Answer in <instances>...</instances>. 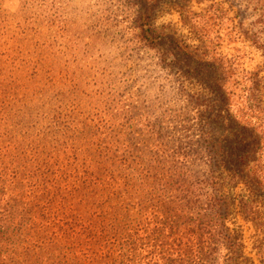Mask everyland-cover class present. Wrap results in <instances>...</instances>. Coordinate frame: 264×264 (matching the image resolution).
Returning <instances> with one entry per match:
<instances>
[{
	"label": "rangeland",
	"instance_id": "obj_1",
	"mask_svg": "<svg viewBox=\"0 0 264 264\" xmlns=\"http://www.w3.org/2000/svg\"><path fill=\"white\" fill-rule=\"evenodd\" d=\"M212 5L225 10L210 12ZM262 19L264 0H0V212L21 190L30 199L58 181L71 189L69 174L82 175L95 157L91 146L106 141L118 159L136 146L149 160L185 153L184 186L196 190L210 171L197 141L216 79L240 119L255 120L245 109L254 81L264 105V77H253L261 68L264 76L254 35ZM143 22L165 38L150 45ZM38 172H48L46 185ZM225 191L233 205L227 225L242 233L245 255L262 264L256 245L264 233L240 207L248 187L227 181ZM218 248L224 264L229 248Z\"/></svg>",
	"mask_w": 264,
	"mask_h": 264
},
{
	"label": "trees",
	"instance_id": "obj_2",
	"mask_svg": "<svg viewBox=\"0 0 264 264\" xmlns=\"http://www.w3.org/2000/svg\"><path fill=\"white\" fill-rule=\"evenodd\" d=\"M139 26L152 46L165 38L156 27ZM263 28L254 35L264 48ZM261 69L253 77H264ZM221 83L216 79L217 91L208 97L210 115L201 116L198 154L210 171L196 190L184 186L183 152L149 160L136 146L118 159L112 143H95L83 174H69L71 189L58 181L53 191L45 186L27 199L21 190L6 201L0 212V256L6 258L0 264H218L221 244L229 248L224 264H257L244 253L242 233L227 225L233 205L225 188L227 181L245 183L249 197L241 200V210L264 233V105L254 96V81L245 109L255 120L240 119ZM70 167L76 170L75 163ZM47 173H36L45 185ZM206 215L213 217L206 222ZM183 226L187 235L177 237ZM256 249L264 264V237Z\"/></svg>",
	"mask_w": 264,
	"mask_h": 264
}]
</instances>
